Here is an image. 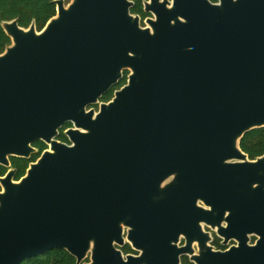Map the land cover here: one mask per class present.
Here are the masks:
<instances>
[{
    "label": "water",
    "instance_id": "95a60500",
    "mask_svg": "<svg viewBox=\"0 0 264 264\" xmlns=\"http://www.w3.org/2000/svg\"><path fill=\"white\" fill-rule=\"evenodd\" d=\"M55 3L39 32L2 23L0 264H264V154L239 146L264 127V0L145 1V26L129 0Z\"/></svg>",
    "mask_w": 264,
    "mask_h": 264
},
{
    "label": "trees",
    "instance_id": "16d2710c",
    "mask_svg": "<svg viewBox=\"0 0 264 264\" xmlns=\"http://www.w3.org/2000/svg\"><path fill=\"white\" fill-rule=\"evenodd\" d=\"M136 5L134 10H140V0H135ZM55 14V4L53 0H0V20H9L17 18L19 25L28 26L31 20L35 21L37 29H41L46 21ZM9 43V38L5 35L0 26V52L3 51L4 46ZM125 83V76L119 85ZM112 91H108L102 96L103 101H107L112 97ZM239 146L250 159H254L264 154V127L253 129L246 133L240 140ZM41 150L32 154L28 159L16 158L17 160H10V167H14V179L18 180L24 175L30 162L35 161ZM8 168L0 165V176H3ZM125 252H129L130 248L126 246ZM185 262L186 259H183ZM21 264H77L74 257H72L65 250L53 249L43 254L23 260Z\"/></svg>",
    "mask_w": 264,
    "mask_h": 264
},
{
    "label": "flooded vegetation",
    "instance_id": "af4514ba",
    "mask_svg": "<svg viewBox=\"0 0 264 264\" xmlns=\"http://www.w3.org/2000/svg\"><path fill=\"white\" fill-rule=\"evenodd\" d=\"M129 1H132L133 2V5H132V7L130 8V13L131 14H133V15H138L139 17H140V20H141V25L142 26H145L144 24V20H145V18H148V17H153V15L151 14V13H149V12H146L145 10H144V2L145 1H147V2H149L150 0H140V2H141V8H140V10L138 11V10H134V12H133V8L135 7V5H136V2L137 1H135V0H129ZM210 1H212V2H217L218 0H210ZM71 2V0H63V3H64V5L65 6H67L69 3ZM53 3L55 4V14L53 15V16H51L50 18H52V17H55L56 16V13H57V10H56V8H57V5H56V3H55V0H53ZM49 18V19H50ZM48 19V20H49ZM12 20H16V22H17V24H18V26H20V27H22V28H25V29H27L29 26H30V24L32 23V22H34V24H35V21L34 20H31V22H30V24L28 25V26H26V27H24V26H21V25H19V23H18V21H17V18H12V19H9V20H0V26H1V29L3 30V32L5 33V35L9 38V43L8 44H6L5 46H4V49H3V51L2 52H0V54H2V53H4L5 52V50H6V48L8 47V46H11L12 45V38L5 32V30H4V28H3V26H2V23L4 22V21H12ZM48 20L46 21V23L48 22ZM45 23V24H46ZM45 24H44V26H45ZM43 26V27H44ZM42 27V28H43ZM35 28H36V30L39 32L40 30H42V28L41 29H37V27H36V24H35ZM126 75H127V72H125L124 73V76H125V82H126ZM123 76V77H124ZM123 79V78H122ZM121 79V80H122ZM121 82V81H120ZM119 82V83H120ZM119 83L116 85V86H114V87H112L111 89H113V91L115 90V89H117V88H119L120 86H122L123 84H121V85H119ZM110 89V90H111ZM109 90V91H110ZM113 91H112V95H113ZM100 101H103L102 100V97L100 98ZM108 101V100H107ZM94 108H95V110H97L98 108V105H95V106H93ZM72 125H71V123H65L64 125H63V127L61 128V129H59V134H58V136H57V139L59 140V141H62V142H66V143H68V139H67V137H66V135L64 134V131L67 129V128H70ZM32 146L34 147V148H36L37 149V151H38V149L39 150H41V152L43 151V150H45L46 148H48V146H47V144H45L44 142H42V141H36V142H34L33 144H32ZM36 151V152H37ZM40 152V153H41ZM39 153V154H40ZM34 154V153H33ZM32 156V155H31ZM30 156V157H31ZM39 156V155H38ZM16 158H18V157H11L10 158V160L12 159V160H17ZM37 159V158H36ZM12 168V167H11ZM13 169L14 170H16L14 167H13ZM206 228V229H205ZM203 229L205 230V231H208L209 232V229L210 228H208L207 226H203ZM211 230V229H210ZM212 232H213V237H212V240H211V242H210V244L214 247V249H216V250H226V249H228V247L229 246H231V245H234V244H236V241H234V240H230L226 245H223L222 244V241H223V239L221 238V237H219L217 234H216V232L214 231V230H212ZM256 240V237L255 236H252L251 237V240H250V244H254V241ZM184 243V239H181V241H180V245H182ZM126 246H128L129 248H130V251L129 252H125L124 251V248L126 247ZM120 249H121V251L123 252V254L125 255V254H137L138 252H136L135 250H133L132 248H131V246L128 244V243H126L125 245H123L122 247H120ZM183 259H186V261L184 262L183 261ZM87 261H88V259H87ZM181 263L182 264H193L190 260H189V258L187 257V256H182L181 257Z\"/></svg>",
    "mask_w": 264,
    "mask_h": 264
},
{
    "label": "rangeland",
    "instance_id": "374dc122",
    "mask_svg": "<svg viewBox=\"0 0 264 264\" xmlns=\"http://www.w3.org/2000/svg\"><path fill=\"white\" fill-rule=\"evenodd\" d=\"M145 25V24H144ZM98 108V107H97ZM206 229V228H205ZM209 233H210V235H211V237H213V232H212V230H210L209 229Z\"/></svg>",
    "mask_w": 264,
    "mask_h": 264
}]
</instances>
